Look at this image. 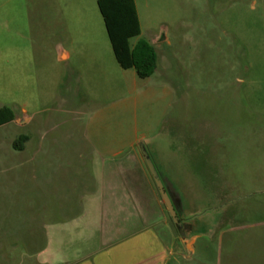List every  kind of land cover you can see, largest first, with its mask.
<instances>
[{"label": "rangeland", "instance_id": "obj_1", "mask_svg": "<svg viewBox=\"0 0 264 264\" xmlns=\"http://www.w3.org/2000/svg\"><path fill=\"white\" fill-rule=\"evenodd\" d=\"M135 2L142 31L131 43L149 40L159 54L149 79L121 68L112 49L96 52L104 56L105 75L66 79L75 62L58 61L60 46L75 50L74 40L81 46L101 35L109 41L97 0H0V106L19 118L0 126V231H8L15 208L39 218L74 199L83 182L77 173L92 163L78 158L91 149L88 125L99 149H120L123 159L132 140L145 138L161 173L166 169L186 194L187 218L193 203L195 212L223 222L264 218V0ZM22 135L31 137L26 152L57 149L64 157L51 159L57 181L47 188L36 181L16 198L6 170ZM38 161L45 180L50 171ZM38 238L9 251L12 258L34 259ZM8 241L0 238V264H9ZM202 243L205 262L214 264L216 239Z\"/></svg>", "mask_w": 264, "mask_h": 264}, {"label": "crops", "instance_id": "obj_2", "mask_svg": "<svg viewBox=\"0 0 264 264\" xmlns=\"http://www.w3.org/2000/svg\"><path fill=\"white\" fill-rule=\"evenodd\" d=\"M79 44L81 46L78 45V40L72 42L75 50L74 47L58 48V61L69 62L72 59L75 62L67 70L66 79L72 75H105L104 56L96 52H110V41H106L101 35L99 40L84 39ZM16 120H19L17 116L14 121ZM23 121L27 122L28 118L25 117ZM25 136L28 138L23 148L15 149V153L11 155L13 160L8 163L6 170V177L11 182L8 183V189L13 191L16 198L33 189L36 181L44 188L57 181L55 175H58V169L52 167L54 162L51 159L57 158L58 161L64 157L63 152L57 149L26 152L31 137ZM144 139L132 140V153L130 157L123 159L120 149L109 151L102 145L99 149L88 125L85 141L91 149L89 152H81L78 158L82 164L87 165L88 161L92 163L77 173L79 177L83 176V182L70 194L74 199L69 201L70 199L65 198L64 204H57L55 215L41 214L39 218H33L17 208L14 209L13 216L7 215L9 229L7 232L0 231V238L9 239L4 245L9 264H207L204 245L197 247L199 240L203 244L202 240L206 238L216 239L214 264H264V218L251 222H236L234 219L223 222L218 214L212 218L198 213V210L195 212L196 203H193L190 217L187 218L182 211L180 226L173 223L157 184L145 167L138 143L146 146ZM22 153L24 155L19 158L23 160L17 162L16 159L19 158L16 155ZM38 159H41L40 164L44 165L45 171H50L48 181L39 180L40 175L35 169L39 164ZM95 163L97 167L100 165L98 171L93 169ZM28 167L29 170L26 169ZM19 169H25L23 174L20 172L21 176L17 175ZM3 172L1 185L5 179ZM162 173L167 180L168 191L171 185L169 180L174 183L179 194V204H189L186 194L183 195L175 179L166 169ZM85 179L87 183L84 182ZM25 185H28L27 190ZM12 204L15 205V200ZM42 205L44 206V202ZM129 207L135 210L132 211L131 208L128 213ZM37 238L40 239V244L38 243V250L33 254L34 259L29 261V256L22 257L21 260L12 258L9 251L22 249L25 244H29L28 241ZM185 251L189 254L186 255ZM197 253L199 257L193 262V254Z\"/></svg>", "mask_w": 264, "mask_h": 264}, {"label": "trees", "instance_id": "obj_3", "mask_svg": "<svg viewBox=\"0 0 264 264\" xmlns=\"http://www.w3.org/2000/svg\"><path fill=\"white\" fill-rule=\"evenodd\" d=\"M114 56L124 69L134 68L140 78L151 77L159 66L156 46L140 38L135 44L131 39L141 34L135 0H97ZM15 111L9 106L0 107V126L15 120ZM27 136L22 135L13 146L22 149Z\"/></svg>", "mask_w": 264, "mask_h": 264}, {"label": "water", "instance_id": "obj_4", "mask_svg": "<svg viewBox=\"0 0 264 264\" xmlns=\"http://www.w3.org/2000/svg\"><path fill=\"white\" fill-rule=\"evenodd\" d=\"M139 146H140L141 153L144 157V160L146 162V165H147L155 183L157 184V187L160 191V194L163 198L165 205L167 206V209H168L171 217H173L175 222L178 223V218H177L178 203H177V201H175L173 199V197L170 195L169 191L167 190L166 178L163 176V174L159 170V167L154 162V160H153L150 152L146 148V146L143 143H140ZM169 184H171L170 187L173 189V191L176 193V195L178 196V199H179V194L177 192V189H176L174 183L170 182V180H169ZM182 234H183V232H182Z\"/></svg>", "mask_w": 264, "mask_h": 264}, {"label": "flooded vegetation", "instance_id": "obj_5", "mask_svg": "<svg viewBox=\"0 0 264 264\" xmlns=\"http://www.w3.org/2000/svg\"><path fill=\"white\" fill-rule=\"evenodd\" d=\"M169 193H170V195L173 197V199L175 200V201H177V203H178V209H177V218L179 219L178 220V225L180 226V224H181V221H182V217H183V212H182V206L179 204V200H178V196L176 195V193L173 191V189L170 187V189H169Z\"/></svg>", "mask_w": 264, "mask_h": 264}]
</instances>
